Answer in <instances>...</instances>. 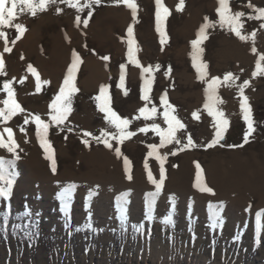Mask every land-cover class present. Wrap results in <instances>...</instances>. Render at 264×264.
<instances>
[{"label":"rangeland","instance_id":"374dc122","mask_svg":"<svg viewBox=\"0 0 264 264\" xmlns=\"http://www.w3.org/2000/svg\"><path fill=\"white\" fill-rule=\"evenodd\" d=\"M250 2L264 7V0ZM85 3L87 0H80L81 5ZM136 3L135 19L130 9L115 4L114 0H102L100 5L82 11L56 0L36 16L26 10L22 12L18 6L17 17L11 24L0 25V32L5 34L0 37V54L4 59L0 107H4L3 100L8 98L3 90L4 81L10 80L17 102L25 110L7 121L0 118V131L11 127L13 133L19 134L15 139L21 159L17 161L15 170L19 175L10 200V209L14 212L12 223L30 221L39 230L32 241L21 234L9 233L3 237L0 264H264V215L260 218L259 231L256 225V213L264 210V76H253L257 59L264 55V28L260 27L264 21L247 18L248 14H255L247 7L249 0H229L233 12L245 13L242 34L256 33L255 40H241L227 27L219 26L218 0H185L182 11L176 10L179 0H163L170 15L164 22L167 42L161 45L155 30L154 0H136ZM8 6H11L10 0ZM57 8L62 11L57 12ZM77 16L81 19L79 26ZM205 17L216 26L207 29L208 39L201 45L204 51L200 59L208 67L205 79L199 80L192 66L191 41L205 23ZM85 19H88L87 26L83 24ZM16 23L26 26L32 36L30 44L20 43L23 36L16 39L19 35ZM129 25L134 29L138 63L130 62L127 55ZM4 43L12 44L8 46L10 52H4L1 47ZM253 47L257 50L255 53ZM73 52L82 61L76 74L80 91L73 97V110L64 125L56 126L51 124L49 105L63 83ZM103 56L110 59L104 61ZM29 64L40 75L46 73L49 77L48 84L41 82L39 93L35 89V77L29 85L24 75L18 76L28 71ZM121 64L125 65L127 96L117 88ZM261 66L264 67V61ZM145 67L152 69L148 102L141 99V88L149 75L143 73ZM169 67L171 72L165 75ZM229 72L237 79L218 86L216 107L230 123L223 139L209 148L206 145L214 139L215 120L204 108L208 101L205 89L211 78L223 81ZM245 80L249 85L244 88V95L249 98L255 128L246 144L243 138L247 124L242 118L239 95ZM100 85L109 87L113 110L122 118L132 120L129 130L136 132L123 144L113 141L112 150L92 138L100 136L102 130H113L102 119L103 114L92 99L99 94ZM165 93L175 108L173 114L185 128L176 133L180 144L173 141L158 147L159 154H167L166 180L154 208V219L148 221L145 193L153 191L154 185L147 179L144 162L147 158L158 179L159 162L147 157V152L149 145H160V137L151 128L146 133L138 129L152 123L167 128L159 100ZM144 106L149 109L156 106L157 113L149 120L134 119ZM193 112L198 113L199 119L192 116ZM36 114L50 124L48 139L55 150L56 174L51 172L50 162L45 159L35 135L36 125L31 116ZM25 118H28L27 124ZM86 132L92 136L86 137ZM189 135L196 147L179 151ZM83 139L90 141V147L82 143ZM117 146L131 161V181L124 172L123 156L115 155ZM173 151L177 154L171 155ZM0 156L12 158L4 149H0ZM197 162L215 195L201 193L193 187ZM72 182L78 188L66 228L56 193L61 186ZM89 189L97 190L90 204L95 232L83 228L89 215L85 206ZM124 191L129 192L128 218L121 229L115 198ZM171 195L176 197L174 226L162 222L171 207L168 199ZM221 201L224 202L223 227L213 230L208 205H218ZM6 209V204L0 203V212ZM26 210H30V216L21 215ZM139 224L144 225L142 233L133 227Z\"/></svg>","mask_w":264,"mask_h":264},{"label":"snow or ice","instance_id":"6c2138e0","mask_svg":"<svg viewBox=\"0 0 264 264\" xmlns=\"http://www.w3.org/2000/svg\"><path fill=\"white\" fill-rule=\"evenodd\" d=\"M61 3H66L72 8H77L78 11H82L84 8L91 9L94 5H100L102 0H87V3L81 5L80 0H60ZM155 2V30L160 36L161 45L167 42V35L164 29V22L167 20L170 15V10L163 3V0H154ZM56 0H10L11 6L9 7V0H0V25H10L11 22L17 17V7L20 6L21 11H27L32 16H36L37 12H44L47 10L50 4H55ZM114 3L119 5L123 4L128 9L131 10V16L133 19L137 17L138 4L136 0H114ZM185 0H179V3L176 5L177 11H182L184 9ZM249 9H252L253 14H248L249 20H258L264 21V7H256L251 4L250 0L247 4ZM57 12L62 11V9L57 8ZM216 12L218 13L219 20L218 24L221 28L227 27L232 33H234L241 40L252 39L255 40V31L249 35H243L242 29L244 27V23L242 21V17L245 16V13L242 11L233 12L230 7L229 0H218V7L216 8ZM92 16V12H88V17ZM205 23H203L197 34L196 38L191 41L192 51L190 53L192 59V66L196 69L197 79L204 80L207 73V64L201 61V54L204 49L201 47L202 43L208 39L207 29L210 27H215L216 24L208 22V18L205 17ZM81 23V19L79 16L76 17V24L79 26ZM83 24L85 26L88 25V19L83 20ZM261 28H264V23H261ZM15 28L18 31L19 35L16 36V39H20L26 31V26L22 23H16ZM133 26L129 25L127 27V44H128V58L132 63H138L135 56L134 44L135 41L133 39ZM5 34L0 32V37H3ZM11 49L5 46L4 52H10ZM252 51L255 53L257 50L255 47L252 48ZM102 60L108 61L110 58L108 56L101 57ZM264 61V55H261L256 61V71L253 72V76L262 75L264 76V67L261 66V62ZM82 63L81 58L78 54L73 52L71 64L67 67L66 75L63 77V83L59 86V91L55 95L54 99H52L51 104L49 105L51 112L49 113L51 117V124L56 126L64 125L65 121L68 119L70 113L72 112V103L73 97L80 89L76 84V74L79 70L80 64ZM159 68V65L156 66ZM4 71V59L3 55L0 54V73ZM28 71L35 76L36 84L35 89L36 92L39 93L41 91V78L37 70L31 65H28ZM152 69L150 67L143 68V73H148L149 75L144 79V83L141 88V99L145 102L150 100L149 92L152 85ZM171 72V67H169L168 72L165 75H168ZM237 77H234L232 73H227L223 77V81L219 78L213 77L208 81L207 88L205 89V94L208 97V101L204 104V108L207 110L208 114L214 117L215 120V135L214 139L211 143L207 144L206 147H213L223 139V135L229 126V120L225 118L223 111L219 110L216 107V104L219 102L218 97L216 96V91L218 86L223 84H228L230 81L234 82ZM23 83V81H21ZM44 84H48L49 81L44 80ZM12 82L10 80H5L3 84V90L7 92L8 98L3 100L4 107H0V118L4 121L11 119L17 112H24L25 110L21 107V105L17 102L15 98V93L12 88ZM249 85V81L245 80L243 85L239 88L240 95V109L242 112V118L247 124V130L244 133V143L249 142L250 135L255 131L254 121L252 117V109L249 104V98L244 95V88ZM118 89H122L123 94L125 96L128 95V91L125 89V65H120V74H119V83L117 84ZM95 101L96 108L99 113H102V119L107 122V124L111 127V131H101L100 136H93L92 138L96 141L97 144H103L106 148L112 150L113 149V141L117 144H123L126 140H129L131 137L136 135V132L130 131L129 126L132 124V120L128 118H122L118 113L113 110L112 107V97L109 93V87L107 85H100L99 94L92 98ZM160 104L163 106V118L167 123V128L162 129L160 125L156 123H152L149 126L141 127L138 129L139 132L146 133L151 128L152 131L157 133L160 137V145L151 144L149 145V151L147 152V157H154L159 162V178H155L149 164L147 162V158L144 162V168L147 172L148 181L154 185V190L145 193V218L148 221H152L154 219V208L157 202V199L160 197L163 192L166 180V169L164 167L167 154L161 155L158 152V147H163L167 144L175 143L180 144V140L177 139L176 133L180 129L185 128V124L181 122V120L174 115L175 108L172 104L169 103L167 99V94L160 96L159 98ZM139 115L134 117V119L139 120L143 117L145 120L151 119L157 113V107L153 106L150 109L147 106L141 107L138 110ZM192 116L196 119H199V115L197 112H193ZM31 119L35 122L36 131L35 135L38 139L39 145L43 150L44 157L47 161L50 162V170L53 174L57 172V162L55 157V150L53 148L52 143L48 139V132L50 124L46 123L44 119L41 118L40 115H32ZM28 118H25L24 123L27 124ZM23 130V129H22ZM69 132L72 131L71 128L67 129ZM5 133L7 137L5 138ZM84 135L92 136L91 133L86 132ZM82 143L86 147H90V141L88 139H83ZM243 145H228V147H242ZM196 147L194 141L189 135L187 138V143L184 144L179 151H183L185 149ZM19 148V144L13 136V130L11 127H4L3 131H0V149H4L7 153L11 154L10 159H6L3 156H0V203L6 204L8 208L11 207L10 200L13 195V189L16 182V178L19 173L15 170L17 167V161L21 159L17 149ZM22 151V150H21ZM115 155L120 158L123 156L121 148L119 146L114 148ZM177 152H171V155H176ZM123 164H124V172L126 174V178L131 181L133 176L131 174V161L127 156H123ZM175 166V165H174ZM196 173L194 178L193 187L201 193H207L211 195H215L214 190L209 187L205 181L203 169L200 164L196 163ZM78 185L74 182L66 183L60 187L59 191L56 193V199L59 201V211L63 213L64 216V226L67 228L69 226L71 215L70 208L74 198V193L76 192ZM97 195L96 189H89L87 196L85 197V206L89 209L88 218L83 225V228L90 229L93 232L97 231L94 228L92 220H91V208L90 204L93 199ZM39 198V197H37ZM170 209L167 214L163 217V223L165 225H173L175 221L173 219L175 213V205H176V197L174 195L169 196ZM115 208L118 214V218L121 222V229L124 228L125 222L127 221V205L129 203V192L124 191L121 192L115 198ZM224 202H219V204L209 203L208 212H209V220L210 227L215 230L217 228L223 227V217L221 216V211L223 210ZM27 208V206H26ZM4 217L5 223H7L8 212L0 213ZM22 216H30V210H26L21 213ZM39 215V214H37ZM264 215V210L256 213V225L257 231L260 230V218ZM135 231L138 233H142L144 231V225H134ZM15 228H20V225L14 226ZM79 231V229H77ZM123 234V233H122ZM39 235L37 231L27 230L23 232V236L27 237L29 241L34 240L36 236ZM239 237L237 236L236 239Z\"/></svg>","mask_w":264,"mask_h":264},{"label":"trees","instance_id":"16d2710c","mask_svg":"<svg viewBox=\"0 0 264 264\" xmlns=\"http://www.w3.org/2000/svg\"><path fill=\"white\" fill-rule=\"evenodd\" d=\"M3 212H8V219H7V223H5L4 217L0 215V240L6 235H8L9 233L23 235L24 231L31 230L35 232L38 230L37 225L33 224L30 221H25L24 223H19V224H13L12 220L14 217V212L12 209L8 208L4 210ZM3 212H0V213H3ZM16 225H20V228H15L14 230V226Z\"/></svg>","mask_w":264,"mask_h":264},{"label":"bare ground","instance_id":"6f19581e","mask_svg":"<svg viewBox=\"0 0 264 264\" xmlns=\"http://www.w3.org/2000/svg\"><path fill=\"white\" fill-rule=\"evenodd\" d=\"M32 42V36L30 34V32L28 31H25V33L23 34V37L22 39L20 40V43L21 44H30ZM17 44V43H16ZM9 45H12L11 43H4L1 47L5 48V46H9ZM9 48V47H8ZM4 53V52H3ZM20 73V72H19ZM22 76L24 75V78L26 80L27 83H32V81L34 80V77L31 73H29V71L25 72V73H22V74H18V76ZM40 75V74H39ZM40 78H41V82H43L44 80H47L49 77L47 76V74H42L40 75ZM32 85V84H31ZM13 136L14 138H16V136L18 137L19 134H16V133H13ZM21 136V135H20Z\"/></svg>","mask_w":264,"mask_h":264}]
</instances>
